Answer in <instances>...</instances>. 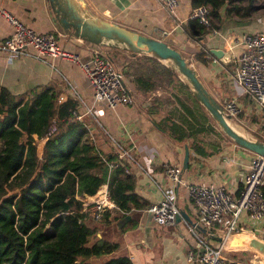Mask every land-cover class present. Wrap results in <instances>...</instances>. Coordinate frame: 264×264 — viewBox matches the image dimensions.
Returning <instances> with one entry per match:
<instances>
[{
  "label": "crops",
  "instance_id": "0c3cea01",
  "mask_svg": "<svg viewBox=\"0 0 264 264\" xmlns=\"http://www.w3.org/2000/svg\"><path fill=\"white\" fill-rule=\"evenodd\" d=\"M86 1L97 15L163 39L182 51L192 60L205 87L220 104L224 105L232 98L241 104L242 111L238 117L231 119L232 122L240 125L248 136L264 140V111L258 108L250 94L241 92L234 84L238 58L244 47V34L264 31V14L257 12L260 9L252 10L248 16L241 17L225 5L221 8L219 16L213 18L214 29L192 36L187 30V22L193 10L192 0H182L176 13H170L159 0ZM0 6L38 31H56L60 34L63 46L79 53L83 61L88 60L97 50L106 53V49H109L107 46L75 36L73 29L63 26L56 17L49 0H0ZM215 30L219 32L216 33ZM12 32V25L0 14V40ZM213 49H222L224 55L219 57L213 53L212 56L209 51L212 52ZM29 50L33 54L36 53L32 47ZM202 50L206 52L208 64L196 61L193 57ZM33 54L7 55L0 52V86L7 87L15 95L27 97L30 90L50 85L67 96L72 95L68 87L69 83L73 84L82 107L86 104L102 109V118L86 111L87 106L83 107L82 111L84 115H90L97 121L107 138L112 141V137H115L125 144L131 134L136 137L137 145L130 150L133 159L127 158L129 170L135 175L136 191L151 205L161 199L163 190H167L184 213L180 221L170 225L156 224L148 213L145 216L144 238L140 242L128 243L125 232L139 225L148 208L129 213L132 218L124 223H120V220L127 215L112 219L114 211H110L109 223L104 221V216L101 219L93 218L89 210L90 203L100 191L109 189L106 183L96 194L85 196V210L88 212L86 223L97 230L92 241L104 238L117 241L119 247L110 254H81L79 261L102 264L110 257L129 256L134 264H200L188 259L190 250L198 252L202 249L197 235L191 231L188 223L197 225V233L215 245L222 242L225 227L223 224H215L206 228L197 223V209L188 195L187 185L192 182L224 184L238 193L256 153L240 146L225 134H222L223 139L215 141L201 140L188 133V121L182 124L183 120L175 119L169 113L170 108L158 103L153 104V97H160L162 94L158 88L151 91L137 89L129 77L127 81L124 73L125 83L133 94L135 103L114 109L104 103L96 104L92 85L79 64L55 59L53 66ZM150 107L153 111L149 113L147 108ZM188 119L191 120L189 116ZM173 122L179 127L174 131L177 138L172 136ZM200 122L197 124L200 125ZM103 145L100 141V146H97L104 151L110 150ZM185 145L189 146V168L182 170V182L175 184L167 176L165 168L167 165H181L183 169ZM241 223L246 227L243 234L264 240V219L255 221L243 214ZM230 241L231 238L224 245V255L231 263L264 264L260 256L261 251L251 247H232Z\"/></svg>",
  "mask_w": 264,
  "mask_h": 264
},
{
  "label": "trees",
  "instance_id": "16d2710c",
  "mask_svg": "<svg viewBox=\"0 0 264 264\" xmlns=\"http://www.w3.org/2000/svg\"><path fill=\"white\" fill-rule=\"evenodd\" d=\"M233 1L192 0V6L210 5L213 18L225 5L241 17L257 9L255 0L231 6ZM213 28L214 23L206 27L195 18L187 22L192 36ZM106 54L137 89L151 91L167 82L192 99V107L181 104L196 123L199 119L214 121L173 66L156 56L133 54L120 47H109ZM193 57L209 62L204 50ZM60 95L50 85L30 90L27 97L0 86V264H88L79 261L81 254L115 251L117 241H92L97 230L86 223L85 196L96 194L106 183L117 207L112 219L149 208L148 200L135 189L128 160L119 156L114 143L110 150H101L90 126L77 117L82 114L80 99L69 94L59 101ZM157 97L153 104L161 103ZM182 120L187 121L188 116ZM172 124V136L177 138L178 124ZM109 215L110 211L104 213L106 223L111 221ZM102 264L134 263L129 256H118Z\"/></svg>",
  "mask_w": 264,
  "mask_h": 264
},
{
  "label": "built area",
  "instance_id": "2783aa9c",
  "mask_svg": "<svg viewBox=\"0 0 264 264\" xmlns=\"http://www.w3.org/2000/svg\"><path fill=\"white\" fill-rule=\"evenodd\" d=\"M181 1L159 0L170 13H176ZM0 14L13 27V32L0 40V52L7 55H32L33 53L29 50L32 47L36 50L34 56L50 62L53 66L55 59L79 64L92 85L96 104L104 103L114 109L135 103V98L125 83L123 71L115 66L106 53L97 50L88 60L83 61L79 53L63 46L60 34L56 31H38L1 6ZM190 18L198 19L204 26L211 27L213 24L211 6L200 5L193 8ZM215 32L219 31L215 30ZM243 44L235 71L234 84L241 92L250 94L258 108L264 111V31L244 34ZM68 88L72 94H77L73 84L69 83ZM66 97L65 94H61L59 101L65 100ZM222 106L226 115L231 117L230 119L238 117L242 111L241 104L235 98ZM88 107L86 111L95 113L98 118L103 117L102 109ZM83 115L79 114L77 117L82 119ZM112 141L121 158L133 159L130 150L137 145V139L133 134L129 136L125 144L115 137H112ZM182 170L181 165H167L165 168L167 176L175 184L182 182ZM187 192L197 209L198 224L206 228L215 224H223L225 227L222 242L215 245L197 233L195 227L197 225L188 223L202 247L198 252L189 251V261L200 264H231L224 255V245L234 235L245 232L246 227L241 223L242 215L246 214L255 221L264 219V155L256 154L252 159L238 193L224 184L195 182L187 185ZM116 208L109 189H105L100 191L96 199L90 203L89 210L93 218L101 219L106 211H114ZM148 210L158 225L174 224L177 215L181 213L180 207L167 190H163L161 199L151 204Z\"/></svg>",
  "mask_w": 264,
  "mask_h": 264
},
{
  "label": "water",
  "instance_id": "95a60500",
  "mask_svg": "<svg viewBox=\"0 0 264 264\" xmlns=\"http://www.w3.org/2000/svg\"><path fill=\"white\" fill-rule=\"evenodd\" d=\"M56 17L68 29H73L74 35L97 45L120 47L133 54L153 55L173 66L179 76L184 79L195 97L207 109L222 131L240 146L256 154L264 155V140L250 137L233 127L226 115L225 109L208 91L197 70L190 60L163 39L147 35L114 21H109L91 10L86 0H49ZM212 53L222 57V49H213ZM189 146L185 145L183 170L189 168ZM152 213L145 211L139 225L125 232L128 243L140 242L145 233V216ZM183 211L177 215L176 222L181 220ZM131 215L120 220V223L131 219ZM190 222L191 219H188ZM193 223V222H192ZM232 247H251L264 253V240L246 234H237L231 238Z\"/></svg>",
  "mask_w": 264,
  "mask_h": 264
},
{
  "label": "rangeland",
  "instance_id": "374dc122",
  "mask_svg": "<svg viewBox=\"0 0 264 264\" xmlns=\"http://www.w3.org/2000/svg\"><path fill=\"white\" fill-rule=\"evenodd\" d=\"M239 1L240 0H234L233 1L234 3H232L231 6L245 5L247 2V0H245L242 3H240ZM254 4L257 5V9H260V10H257L258 14H264V0H255ZM108 50L109 49H106V51H108ZM121 62H122V60H121ZM190 62L192 63V60H190ZM120 67H122V66H120ZM126 77H127V81H128L129 78H128V76H126ZM158 90H160L162 92L161 96L157 97L160 99L161 106H165L166 108H170L169 113L175 119H180L182 121L183 117L189 116L191 118V120L196 121L189 114V111L186 109V107L181 104V102H183V104H185L187 106H191L193 104V101L189 96H187L185 93H182L177 88L173 89L170 85L167 84V82H161V85L158 86ZM154 97H156V96H154ZM85 106H88V105H84L83 107L86 108ZM83 107H81V108L83 109ZM82 109L80 110V112H82V114H83L84 111H82ZM82 119H84L87 122V124L90 126L91 133L93 132L95 137H96L97 145L100 146V141H102L104 143V145H103L104 148H106V149L107 148H110V149L113 148L112 144H111L112 141L106 137L105 133L103 132V129H101L99 127L97 121L94 118H92L90 115H83ZM191 120L188 119L187 121L189 123L187 125L185 124L186 128L188 130V133L196 135L201 140L218 141L219 138L223 139L222 134H225V133L222 131L221 127L215 122V120L211 121L212 123L201 122L202 124L199 123L200 125H198L197 123H193ZM199 120L202 121L201 119H199ZM185 121H183L182 124L186 123ZM202 126H203V128H201ZM93 129L95 131H93ZM100 129H101V131H100ZM42 147H43V144L41 143L39 145L40 151L42 150ZM224 253H225V250H224ZM260 256H261L262 260H264V254L262 252H260Z\"/></svg>",
  "mask_w": 264,
  "mask_h": 264
},
{
  "label": "bare ground",
  "instance_id": "6f19581e",
  "mask_svg": "<svg viewBox=\"0 0 264 264\" xmlns=\"http://www.w3.org/2000/svg\"><path fill=\"white\" fill-rule=\"evenodd\" d=\"M230 124L235 127L238 131L245 133V131L240 127V125L238 126L236 123L232 122L231 120H229ZM246 134V133H245ZM247 135V134H246Z\"/></svg>",
  "mask_w": 264,
  "mask_h": 264
}]
</instances>
